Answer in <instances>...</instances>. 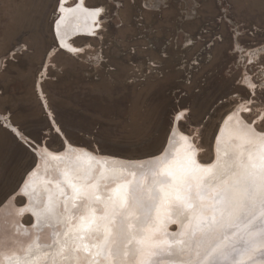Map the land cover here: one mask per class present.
I'll return each instance as SVG.
<instances>
[{
    "label": "rangeland",
    "instance_id": "rangeland-1",
    "mask_svg": "<svg viewBox=\"0 0 264 264\" xmlns=\"http://www.w3.org/2000/svg\"><path fill=\"white\" fill-rule=\"evenodd\" d=\"M59 2L0 0V113L29 139L150 156L184 111L179 125L209 161L228 112L246 101L249 120L264 110V0H87L104 8L101 28L73 39L89 46L75 54L53 31ZM34 160L0 117V207ZM15 204L23 197L0 208L4 246Z\"/></svg>",
    "mask_w": 264,
    "mask_h": 264
},
{
    "label": "snow or ice",
    "instance_id": "snow-or-ice-1",
    "mask_svg": "<svg viewBox=\"0 0 264 264\" xmlns=\"http://www.w3.org/2000/svg\"><path fill=\"white\" fill-rule=\"evenodd\" d=\"M102 11L94 10L93 17ZM56 24L59 31L60 20ZM237 138L240 143L229 144L222 152L218 149L212 163H198L191 143L179 155L166 150L163 157L131 166L127 171L132 178L125 180L121 175L106 196L100 194L101 181L109 177L103 172L93 177L91 163L85 167L78 156L80 162L57 182L67 213L57 220L67 225L63 239L60 233L54 234L57 239L46 246L51 252L42 251L33 241L22 257H9L8 264H81L82 260L85 264L102 260L134 264L138 255L142 264H152L161 252L173 251L187 256L179 264H264V131L253 130ZM176 143L171 141L172 148ZM85 155L88 161L94 159L91 153ZM163 165L168 166L161 172ZM4 179L0 174V182ZM68 200L73 210L80 202L83 214L73 215ZM173 207L182 219L171 218ZM34 214L45 220L56 217L52 197ZM165 219L180 224L173 241L156 238Z\"/></svg>",
    "mask_w": 264,
    "mask_h": 264
},
{
    "label": "bare ground",
    "instance_id": "bare-ground-1",
    "mask_svg": "<svg viewBox=\"0 0 264 264\" xmlns=\"http://www.w3.org/2000/svg\"><path fill=\"white\" fill-rule=\"evenodd\" d=\"M58 6H60L62 15L58 19L60 20L59 31H57V24L56 31L60 37L61 45L66 49L60 47L59 44L58 46L72 54L83 52L89 46L77 45L73 42V39L77 37H91L97 35L99 29L101 28V19L104 13V8L102 6L90 5L87 0H63V3H60V5L58 4ZM96 9H102L103 11L93 17L92 13ZM62 16L67 17V19H61ZM70 36H72V39L68 40ZM257 48L258 47H256V49ZM253 49L255 50V48ZM260 52L261 49L260 51L257 50L256 55ZM255 57L256 56H251V59L254 60ZM247 86L250 89H253L251 83H248ZM37 87L47 105L40 83H37ZM251 111L249 102L246 101L235 106L224 116L221 123L218 125L214 138L215 143L212 149L213 158L209 161H202L199 158V149L194 142L192 135L180 127L179 121L183 119L185 115L184 111L176 113L174 124L167 136L164 147L158 153L150 156L131 158L111 153H104L101 151L91 150L86 146L73 144L68 139H65L66 149H53L46 143L39 144L36 148V152L39 157L37 164L29 170V172H27V176L20 188L12 194L2 207H0L1 210H7L8 206L13 202L17 194L27 197V202H23V205H17V207L15 204V209L12 208L14 211L12 212L14 214L11 213L12 216L9 220L10 222H8L11 226L8 228L11 229V232L7 234L10 237L7 239L9 243L7 242L8 246H4L0 243L2 245V247L0 246V264H8V258L13 257L14 255L22 257L24 252L27 250L28 245L32 244L33 241L41 245L42 251L51 252L52 249H49L46 246L53 244V241L57 239L54 234L57 232L60 233L59 239H63V232L66 231L67 225L66 222L58 223L57 220H63L67 213L64 212L63 197L59 194L57 182H62L63 173L70 168H74L76 164L80 162L77 161L78 156L81 158L85 167L88 163H91L93 177H98L101 172L109 177L107 181H101L100 194L102 196H106L108 194V190L116 186V182H118V178L121 175L125 180H130L132 178L127 171L131 166L143 165L146 161L154 160L157 157H163L166 150L169 149H171L174 154H182L187 150L188 143H191L194 146L195 158L198 163H212L216 160L219 154L217 151L218 149L222 152L229 144L235 145L240 143V140L237 138L239 134L246 132L250 133L253 130L257 133L264 131L258 127V124L264 120V110H261L254 119L249 120L247 116ZM50 114L52 118V112ZM0 117L3 119L5 124L14 129L16 132L15 134H17L22 141L27 142V144L31 145V148H33L30 143L31 138L29 139V137L23 134L16 125L12 124L6 115L0 113ZM54 124L59 131L58 125L55 122ZM185 137L188 138L187 141H185ZM229 137H231V140H229ZM173 140L178 142L175 144L174 148H172L171 144V141ZM245 147L251 146L246 145ZM87 153H91L94 159L88 161L85 155ZM167 166L168 165H163L160 169L161 172H163ZM147 167H151V165H148ZM161 187L162 189L164 188V186ZM49 196L52 197V203L57 215L56 217L45 220L42 216H38L34 213H40L47 206ZM67 203L68 209L73 213V215L83 214L84 209L80 202H77L78 207L75 210L72 209L73 202L71 200H68ZM99 211L100 209L98 208V213ZM161 213H163L162 209ZM152 214L155 215V211H153ZM30 215L33 216V219L30 218ZM169 215H171L172 219H182L178 216V210L175 207H173ZM28 218L31 219V222L27 224L25 223V219ZM76 222V220L73 221V223ZM1 224L2 223L0 222V233H2L3 228V226L1 227ZM33 225H35V227H33ZM146 230L150 231V226H146ZM179 230V223L171 224L167 221V219H165L160 224V229L156 233V238L158 240L173 241L177 238L173 234L178 233ZM6 233L7 232H5V234ZM5 234L2 233L0 238H3L2 236ZM6 236H4V240H6ZM88 242L92 243V241ZM161 247L167 248L168 246L162 245ZM79 255L84 257L86 254L80 253ZM185 259H187V256H179L174 251L171 254L168 252H161L159 256L152 258V264H179L181 260ZM40 264H43V261H41ZM81 264H85V261L82 260ZM101 264H109V262L102 260ZM134 264H142V259L139 255L136 257Z\"/></svg>",
    "mask_w": 264,
    "mask_h": 264
},
{
    "label": "water",
    "instance_id": "water-1",
    "mask_svg": "<svg viewBox=\"0 0 264 264\" xmlns=\"http://www.w3.org/2000/svg\"><path fill=\"white\" fill-rule=\"evenodd\" d=\"M59 5H60V2H59ZM61 15H62V12L60 11V6H58V16H57L56 20L54 21L53 29H54V34H55V37H56L57 43L59 44L60 47H62L63 49H66L65 47H63V46L61 45L60 37L58 36L57 31H56V21L59 19V17H60ZM71 37H72V36H70V37L68 38V40H69V39H72ZM10 129L14 131L13 128L10 127ZM15 133H16V132H15ZM30 143H31L32 146H33L32 149H33V152H34V154H35V160H34L33 165L30 167L29 170H31V169L37 164L39 157H38V153L36 152V148L39 146V144H44V142L37 143L36 141L30 139ZM214 143H215V140H214V142H213V145H214ZM61 149H66V141H65L64 144L62 145ZM29 170H28L27 172H29ZM27 172H26V173L24 174V176L21 178V180H20V182H19L18 187H17L16 190H18V189L20 188V186L23 184V182H24V180H25V178H26V176H27ZM12 194H13V193H12ZM12 194L9 195V196L6 198V200H5L4 202H6V201L12 196ZM17 196H22V197H23V202H27V197H26V196H24V195H18V194H17ZM30 218L33 219V216L30 215Z\"/></svg>",
    "mask_w": 264,
    "mask_h": 264
}]
</instances>
